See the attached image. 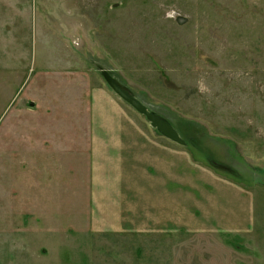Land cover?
Returning a JSON list of instances; mask_svg holds the SVG:
<instances>
[{
	"label": "rangeland",
	"instance_id": "obj_1",
	"mask_svg": "<svg viewBox=\"0 0 264 264\" xmlns=\"http://www.w3.org/2000/svg\"><path fill=\"white\" fill-rule=\"evenodd\" d=\"M95 138L149 140L126 167L154 186L173 161L180 214H141L128 181L96 191ZM0 264H264V0H0Z\"/></svg>",
	"mask_w": 264,
	"mask_h": 264
},
{
	"label": "crops",
	"instance_id": "obj_2",
	"mask_svg": "<svg viewBox=\"0 0 264 264\" xmlns=\"http://www.w3.org/2000/svg\"><path fill=\"white\" fill-rule=\"evenodd\" d=\"M83 82H84L83 87H81V90L79 93L81 97L76 98L79 100L77 105H79L78 108L80 109V113L82 115L80 116L77 115V116L81 117L85 113L86 115L90 116V118L92 117L94 119V115L92 112L93 109L91 108L93 107V102L95 100L94 91L89 90L88 88L89 86H87V83H88L87 81H83ZM87 106H90L89 109H87L88 111H86ZM69 110H71L69 113L73 112L72 107H70ZM79 129L80 131H82V135H84V128L80 127ZM68 131L69 129L66 126L68 140L75 141L78 139L74 135L70 136L68 134ZM93 131H94V126H93ZM90 134H92V132H90ZM85 146L88 148V150H91L92 153L96 156L94 168L96 170L95 173L97 172L96 181H98L99 183V185L96 184V191L102 193L103 195H106L108 188H111L112 190H114V189H117V187L119 186V188L115 190L116 192H119L123 184L124 185L128 184V187L130 188V190L131 191L134 190L135 194H137L136 196L140 197V202L142 205L141 206L142 208L140 209L141 214L143 212L148 213V212H151V210H153V214L151 216L156 215L155 213L156 211H158L161 216L163 214L164 215L167 214L168 218H171V220L174 218H172L170 213L177 214L178 212V214H180L181 208H179V201H178L179 194L175 193V191L168 189L169 182L167 178L174 179V180L177 179L175 177L176 176L175 168H174L175 163L173 161L169 162L168 164H165V163L159 164V168L161 169V177L163 180L160 181L159 185L157 184V186H154L156 185L155 181L157 179H155L153 175H150L149 171H146V173L143 172V163L140 164V166L139 165L137 166L138 168H140V170L137 167L135 168L138 171V174L132 173L134 172V169L132 171V168L128 169L126 167L127 166L126 164L129 163V160L132 157H133L132 160L135 159L136 161H139V160L146 161L147 164L146 163L145 164L147 166H148V163H150L151 159L154 160V155L152 153L153 151L149 152V147L154 148L156 146L155 145L150 146L149 140L141 141V143H137V142H131L130 140H126V139L125 140L123 139H119V140L104 139L103 140V139L95 138V139H91L90 143L87 145H84L83 143L82 148L84 149ZM157 147H160V146L157 145ZM54 148L59 149L58 147H52V149ZM141 148H144L145 150H142ZM112 150H114V153ZM166 150H168L167 152H169L171 155L172 154L174 155L176 153L174 152V149H171V148H167ZM128 151H131V155H128ZM52 155H53V152H52ZM152 163H154V161H152ZM109 169L115 170L113 178L111 179V181H108L109 183L101 185L102 180L109 176L108 175ZM143 174L145 175V179L143 177ZM121 181H125V182L128 181V183L120 184ZM120 194L124 195L122 193ZM151 197L155 198V201H156L155 203H153V201L151 202ZM107 203H110L114 206L113 213H115V216H113V218L115 219L113 220L111 219L112 220L111 223L115 222L116 224L117 223L120 224L121 227H124L126 226V224L133 221V215L130 213L132 212V210L125 209V211L127 212V214H125V212H123L124 209H122L121 207H118L119 202L117 200L108 201ZM130 208H132L131 204H130ZM136 212H137V209H136ZM235 224H238V225H234V226H237V227L239 226V222Z\"/></svg>",
	"mask_w": 264,
	"mask_h": 264
},
{
	"label": "water",
	"instance_id": "obj_3",
	"mask_svg": "<svg viewBox=\"0 0 264 264\" xmlns=\"http://www.w3.org/2000/svg\"><path fill=\"white\" fill-rule=\"evenodd\" d=\"M107 83L111 88L127 103H129L133 108H135L139 113L143 114L160 133L169 138L170 140L184 144V141L178 134L174 126L168 122L163 117L157 115L156 113L150 111L146 105L124 90L108 73L103 74Z\"/></svg>",
	"mask_w": 264,
	"mask_h": 264
}]
</instances>
